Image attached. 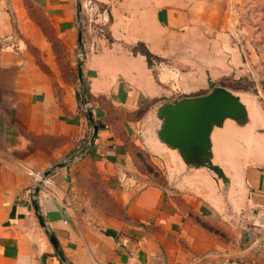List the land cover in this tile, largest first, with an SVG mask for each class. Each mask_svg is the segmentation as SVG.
Returning <instances> with one entry per match:
<instances>
[{
  "label": "crops",
  "instance_id": "crops-1",
  "mask_svg": "<svg viewBox=\"0 0 264 264\" xmlns=\"http://www.w3.org/2000/svg\"><path fill=\"white\" fill-rule=\"evenodd\" d=\"M100 1L96 10L90 0H0V264H217L237 255L264 264V107L223 86L247 70L220 7ZM83 40L97 49L81 69ZM216 88L237 98L234 115L200 124L175 111ZM88 139L82 162L60 165ZM138 150L159 168V183L141 172ZM34 169L55 180L35 200ZM80 178H99L119 209L104 226L82 219Z\"/></svg>",
  "mask_w": 264,
  "mask_h": 264
},
{
  "label": "rangeland",
  "instance_id": "rangeland-1",
  "mask_svg": "<svg viewBox=\"0 0 264 264\" xmlns=\"http://www.w3.org/2000/svg\"><path fill=\"white\" fill-rule=\"evenodd\" d=\"M27 5H33V0H22ZM87 1V0H86ZM96 10L101 8L100 0H90ZM220 7L221 17L226 18V23L230 30L228 33L233 37V42L243 51L244 63L247 74L243 77L230 78L223 81V86L228 87L235 92H246L260 100L264 107V0H212ZM80 2V1H79ZM83 1H81L82 4ZM34 19L41 22V26L49 33L46 25V18L36 8L30 7ZM95 15L90 16L94 18ZM93 28V25H91ZM85 87L86 84H85ZM90 99V96H89ZM81 109L84 112V105L78 99ZM91 102V100H90ZM90 112V111H89ZM85 113V112H84ZM136 157L139 161L141 172L148 174L153 181L159 183V168L150 160V157L144 151L138 150ZM62 162V161H61ZM60 162V163H61ZM78 183V181H75ZM80 194L82 200L75 198L77 205L80 206L82 219H86L91 225L96 227L104 226L109 219L108 213L118 212L112 201H109L104 192V187L99 178L94 180L79 179ZM86 198V199H85Z\"/></svg>",
  "mask_w": 264,
  "mask_h": 264
},
{
  "label": "built area",
  "instance_id": "built-area-1",
  "mask_svg": "<svg viewBox=\"0 0 264 264\" xmlns=\"http://www.w3.org/2000/svg\"><path fill=\"white\" fill-rule=\"evenodd\" d=\"M78 26L81 27L85 31H93L96 32L99 30V27L91 26L82 19L78 20ZM102 30V29H101ZM102 33V32H101ZM103 36V35H101ZM97 47L95 46L94 43L88 42L87 40L81 41L79 44L77 51L76 52V58L79 64V67L82 69L84 66V63L91 51L96 50ZM87 87H85L84 83H80L79 86L77 87V95L79 96V99L81 100L82 104L84 105V112L89 113V111H92V102H90L89 99V93L88 90H86ZM91 140H87L85 144H77L75 147V150L69 154L62 162L60 165H65V166H74L85 158L87 155V152L89 148L91 147ZM58 166L54 168V170H57ZM29 176L32 178L31 179V184H30V192L33 194V200L36 199L35 197V191L39 189H44V188H49L51 186L55 185V180H54V171L50 172H39L34 170H29ZM33 190V191H32ZM217 264H258L255 260L247 258L242 255H237V256H227L221 258Z\"/></svg>",
  "mask_w": 264,
  "mask_h": 264
},
{
  "label": "water",
  "instance_id": "water-1",
  "mask_svg": "<svg viewBox=\"0 0 264 264\" xmlns=\"http://www.w3.org/2000/svg\"><path fill=\"white\" fill-rule=\"evenodd\" d=\"M175 111L178 112V114H182L184 111H189V113H194L196 115V119L194 123H203L202 120L207 119H215V120H221L225 118L226 116H232L234 115L238 109L239 104L237 101V98L234 97L231 93L226 91L223 88H216L210 95L194 99L191 101H185L181 102L176 106ZM91 114V112H89ZM194 117L190 115V119ZM98 126H94V137H96V134L98 132ZM35 211L37 212V216L40 222V225L47 231L49 239L52 243V246L55 248L57 253L59 254L61 260H65L62 253L59 250L58 242L56 237L53 234H50L47 228V225L41 215L38 214V208L37 205H35Z\"/></svg>",
  "mask_w": 264,
  "mask_h": 264
},
{
  "label": "trees",
  "instance_id": "trees-1",
  "mask_svg": "<svg viewBox=\"0 0 264 264\" xmlns=\"http://www.w3.org/2000/svg\"><path fill=\"white\" fill-rule=\"evenodd\" d=\"M146 54H147L148 58L150 59V53H149V51L146 52ZM77 98L79 99V96L78 95H77Z\"/></svg>",
  "mask_w": 264,
  "mask_h": 264
}]
</instances>
